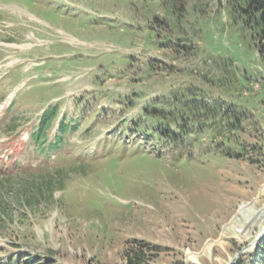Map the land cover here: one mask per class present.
Returning <instances> with one entry per match:
<instances>
[{
	"label": "rangeland",
	"instance_id": "374dc122",
	"mask_svg": "<svg viewBox=\"0 0 264 264\" xmlns=\"http://www.w3.org/2000/svg\"><path fill=\"white\" fill-rule=\"evenodd\" d=\"M69 1L0 0V54L27 82L12 128L66 90L82 121L64 177L44 173L57 154L0 176V264H129L137 244L147 264H237L259 250L264 25L244 0ZM156 116L190 132L160 137ZM245 201L263 210L246 226Z\"/></svg>",
	"mask_w": 264,
	"mask_h": 264
},
{
	"label": "trees",
	"instance_id": "16d2710c",
	"mask_svg": "<svg viewBox=\"0 0 264 264\" xmlns=\"http://www.w3.org/2000/svg\"><path fill=\"white\" fill-rule=\"evenodd\" d=\"M244 3L246 4L245 11H247V14H248L247 16L255 17L256 19L258 18L259 21L262 23V25H264V0H244ZM237 5H239L238 2H237ZM247 18L250 19V17H247ZM263 35H264V31H263ZM155 111L158 112L159 110L155 109ZM160 118H161L160 116H156V118L151 117L150 119H152L156 125H157V121L163 124V129H161V127L159 126L156 127L157 128L156 133L159 136H163V134L166 132V128L168 125L170 126L171 123L176 124V118H173L170 116H167L164 119H160ZM176 127L178 130L177 132H179V134L184 135L190 132L188 130L190 128L189 125L186 126L184 124H176ZM57 172L59 173L61 177H64L66 174L65 172H63V170H59ZM48 174H51L49 176L53 177L52 173H48ZM52 185L56 187L58 183L53 181ZM250 254L251 255L247 256L245 259L244 258L240 259V261L237 264H264V240H262L259 243V250H255L251 252ZM127 257H128L129 264H147L148 260H147L145 245L137 244L135 247H132L131 251L128 252Z\"/></svg>",
	"mask_w": 264,
	"mask_h": 264
},
{
	"label": "bare ground",
	"instance_id": "6f19581e",
	"mask_svg": "<svg viewBox=\"0 0 264 264\" xmlns=\"http://www.w3.org/2000/svg\"><path fill=\"white\" fill-rule=\"evenodd\" d=\"M26 44V43H25ZM16 45V44H14ZM23 46H25L23 44ZM27 46V45H26ZM252 202H243L238 209V213L234 216V221L239 222L241 221L244 226L251 223V221L254 220V218L257 216V214L261 213L263 210H260L254 207V205L251 204ZM233 218V217H232ZM238 231L243 232L244 228H240Z\"/></svg>",
	"mask_w": 264,
	"mask_h": 264
}]
</instances>
